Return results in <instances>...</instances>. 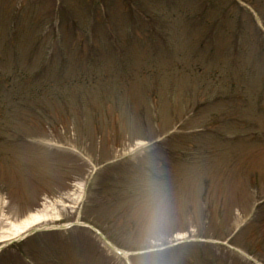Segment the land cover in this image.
I'll list each match as a JSON object with an SVG mask.
<instances>
[{"label":"rangeland","instance_id":"obj_1","mask_svg":"<svg viewBox=\"0 0 264 264\" xmlns=\"http://www.w3.org/2000/svg\"><path fill=\"white\" fill-rule=\"evenodd\" d=\"M66 2L0 0L1 247L35 233L27 249L53 264H264V49L247 35L255 25L240 31L233 60L227 46L213 53L230 36L193 16L195 0L116 2L105 21L90 0ZM68 12L94 27L96 66ZM52 60L55 85L43 94L26 74ZM151 137L168 140L151 149ZM42 209L46 219L26 232L4 233ZM145 230L157 238L144 244ZM22 248L12 244L0 264L26 263Z\"/></svg>","mask_w":264,"mask_h":264},{"label":"trees","instance_id":"obj_2","mask_svg":"<svg viewBox=\"0 0 264 264\" xmlns=\"http://www.w3.org/2000/svg\"><path fill=\"white\" fill-rule=\"evenodd\" d=\"M63 1L66 2V0ZM152 1L159 2L161 0H152ZM244 1L247 4L251 5L252 7H254L258 11V13L262 17H264V0H244ZM67 2L69 4H73L75 0H67ZM90 2L94 3V8L97 6L102 7L100 11V17L103 21L110 18L113 19V17H110V15L114 13L113 7L116 2L126 3V4L131 3L129 2V0H90ZM195 2H196L195 7L197 8V10L195 12H192V14L194 17L197 16L198 18H201L202 22L205 21L208 27L207 30L214 31L215 29H222L225 30L227 36L228 35L230 36L229 42H227L225 38L223 40L222 45H219L217 43L212 45L211 48L213 49V53H215V50L218 49H222L224 51L225 47L227 46L229 47V50L234 51L232 52L231 55L233 57V60H235L236 56H238L239 53V51L237 50H239V48L242 47L240 44H244V40L239 41L241 39L240 31H243L245 29L246 23L249 21H251L252 25L253 24L256 25L251 12L248 10V8L245 5L240 4V0H195ZM68 14H70L71 16H68L66 19L67 27L69 28V25H71L75 32L77 31L82 34L85 43L90 47L89 50H91V52L87 54V59L92 63L93 66H96L97 62H96L95 49L98 45L95 44L94 37L92 36V34H94L93 32L94 27L86 26L85 28L84 25L76 21V17L73 16L74 14H71V12H68ZM57 20L61 25V23L63 22V18L59 16ZM238 27L240 28V30ZM251 32L248 31L247 35L249 39H251V41L257 46L258 52H260L262 49H264L263 38H261L260 33L258 34L256 30H254V33ZM53 35H54V40H56V43H58L59 40H63V38H65V36H63V34L61 33L60 29H56ZM49 41H50V36H47V38L43 40V45L45 46L46 49L49 48L50 46ZM196 55L197 53L193 54V56ZM53 60L51 62L49 61L50 63H48L47 66L45 61L42 62L43 65L41 67L37 68V70L34 71L31 70L29 71L28 74H26L33 76L31 77L33 80H36L37 82L40 81V84L42 85L40 93L44 94L47 89V86L49 87L55 85L52 77L51 76L48 77L49 68L50 66L54 65ZM56 65L58 66V64ZM193 69L204 71V69L200 66L199 60H197L196 64L193 65ZM43 71H45V73H42ZM35 73H37L36 76L34 75ZM191 143L192 142H185L184 145L191 147ZM164 164L165 163L163 160L157 161V164L155 163L157 168L161 167ZM194 223L197 224L196 220H194L193 223L191 224ZM19 244L23 245L24 243L22 242ZM6 252L7 250H4L2 254H5Z\"/></svg>","mask_w":264,"mask_h":264},{"label":"bare ground","instance_id":"obj_3","mask_svg":"<svg viewBox=\"0 0 264 264\" xmlns=\"http://www.w3.org/2000/svg\"><path fill=\"white\" fill-rule=\"evenodd\" d=\"M46 213L47 212L44 209L38 210L32 213L31 215L27 216L26 218L22 219V221H20L13 230H9V231L7 230L4 231V233L6 234L8 233V235H11V237H16L17 235L27 231L29 227L36 224L38 221L46 219V215H47ZM4 239L5 237L1 238L0 240H4Z\"/></svg>","mask_w":264,"mask_h":264}]
</instances>
